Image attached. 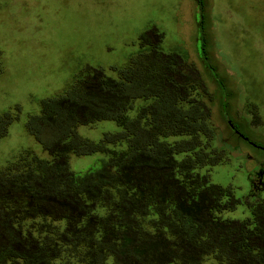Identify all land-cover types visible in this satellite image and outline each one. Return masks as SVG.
Returning a JSON list of instances; mask_svg holds the SVG:
<instances>
[{"label":"trees","instance_id":"trees-1","mask_svg":"<svg viewBox=\"0 0 264 264\" xmlns=\"http://www.w3.org/2000/svg\"><path fill=\"white\" fill-rule=\"evenodd\" d=\"M197 3L202 60L213 73ZM148 45L116 78L87 68L28 118L50 159L28 152L0 169V264H264V199L249 203L244 220L221 216L238 200L211 183L223 150L213 145L197 70ZM137 100L144 104L131 118ZM2 115L0 139L14 121ZM97 122L119 131L98 142L78 135ZM92 154L104 156L97 168L70 171L69 155Z\"/></svg>","mask_w":264,"mask_h":264},{"label":"rangeland","instance_id":"rangeland-1","mask_svg":"<svg viewBox=\"0 0 264 264\" xmlns=\"http://www.w3.org/2000/svg\"><path fill=\"white\" fill-rule=\"evenodd\" d=\"M197 2L204 5L213 73L202 60ZM148 44L197 70L217 132L213 145L223 150L211 183L244 199L248 175L264 163V0H0V116L14 120L0 139V169L28 152L50 159L27 130L41 101L62 95L87 68L116 78L114 71ZM143 104L137 100L128 116ZM118 131L113 122L77 128L91 142ZM103 157L69 155L68 166L82 175ZM221 216L241 221L248 207L238 203Z\"/></svg>","mask_w":264,"mask_h":264},{"label":"flooded vegetation","instance_id":"flooded-vegetation-1","mask_svg":"<svg viewBox=\"0 0 264 264\" xmlns=\"http://www.w3.org/2000/svg\"><path fill=\"white\" fill-rule=\"evenodd\" d=\"M234 132L236 133V131ZM243 140L248 145L254 146L249 140L245 138H243ZM247 179L249 186L248 194L246 197H244V199L238 200L239 204H244L246 207H248L249 203H251L256 198L261 197V193L264 191V163H258L255 167V170L248 175Z\"/></svg>","mask_w":264,"mask_h":264}]
</instances>
